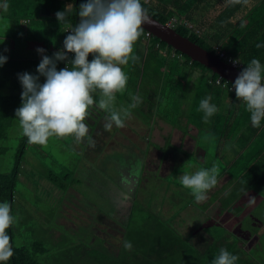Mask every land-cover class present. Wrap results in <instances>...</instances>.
Here are the masks:
<instances>
[{
	"label": "trees",
	"instance_id": "trees-1",
	"mask_svg": "<svg viewBox=\"0 0 264 264\" xmlns=\"http://www.w3.org/2000/svg\"><path fill=\"white\" fill-rule=\"evenodd\" d=\"M82 2L83 0H0V5H3L4 3L7 4V9L3 10L1 14L3 22L14 25L11 29V33L9 34L7 32L8 34L5 35L6 37L0 34V54L7 57V62L0 67V153L4 148L2 142L8 139V132L13 123L14 117L12 110L16 109L21 104L20 91H22V86L18 80V76L12 85L9 83V80H13L15 73L20 74L28 72L33 75H38L36 69L42 57L35 54V52H37L36 49H45V54L51 57L54 52L63 48V41L68 34L66 31L70 26L75 25V23L79 21L77 13L79 5ZM191 2L192 1L187 2L186 0H141L142 6L148 10V14L152 15L162 23H168V21L174 19L176 21L174 26L176 31L183 36H188L192 41L196 42L203 48L215 53L217 51H222L226 56L241 62L244 66H246L253 58L260 60L262 66H264V47H255L258 43L264 45V0H261L255 5L245 16H242L240 11L242 3L232 2L227 6L218 4L216 5V14L213 13V15L208 14L207 16H203L202 22L198 25H192L189 21H185L191 20V16L186 17L188 19L185 18L184 21L181 19L182 13H192L193 5L191 4L193 3ZM241 2H243V0H241ZM68 5L71 7V13L69 16L70 23L60 25L56 18V13L58 11H63ZM23 20H27L29 24V30L27 33L26 31L22 32L23 27L20 22H23ZM6 24L4 28H6ZM208 24H212L216 30H213V28L211 31L208 29L206 30ZM202 28H205L204 33L202 32ZM2 38H8L10 40L20 39L21 41L28 43L29 47L27 51L25 50V55H17V53L12 51L13 48L5 53L4 50L6 49V44L4 45V40H1ZM172 53L174 56L184 58L182 63L184 67L189 64L192 67H199L205 72L211 73V77H207L208 79L206 80H209L207 85L209 86V91L212 88H214V90H219L223 87L230 89L232 85L230 82L222 79V83L216 84L215 82L218 78L216 73L211 72L201 63L191 60L188 56L181 54L179 51H174L171 46L159 40L157 37L152 36L145 29L143 35L134 45V54L140 58L138 62L139 65L138 63L131 64L130 62L129 65L123 67V70L125 69L127 74H129V70H135L136 77L134 80V87L136 90H139L138 86H140L144 80L143 75L145 69L153 66L154 63L158 64V68L159 66L167 65L169 73L164 76V86L170 90L176 91L178 79H185L187 73H184L183 69H179L177 63L172 66ZM92 58L93 57L90 55L89 61H91ZM65 66V62L57 63L58 70ZM138 66H140V68H138ZM126 69L129 70L127 71ZM180 70L181 73L183 72L184 74H181L179 72ZM152 80H154V78H152ZM40 82H44V77H41ZM223 83L225 84L223 85ZM200 91H202L201 88ZM216 93L218 94L220 91H216ZM204 98L202 94H199L197 99L195 97V100L192 103L188 119L193 124H198V120L201 119L199 117L204 116V113L199 110L198 106L200 101ZM238 104H241L244 113L247 112L246 109L244 110V108H246L245 104L238 101L234 95L232 105L235 107ZM168 106L169 108L167 107V109H165L168 113H166L165 110H160L158 113L161 117H165L166 120H171V113L179 110L170 104ZM219 128L221 127L219 126L218 129ZM27 143H29L27 137L21 135V143L17 150L18 153L11 171L0 172V203L8 201L11 204L12 214L15 186L20 169H22L21 161L23 152H21V149L25 148ZM261 148L256 149V154H261ZM174 150L177 149L174 148ZM262 156H264V152L261 154V157ZM95 160V157L94 159L91 158L89 161L82 160L76 168V178L71 177L73 174H64L62 175V178H60V176L53 173L51 169H49L47 174L44 175V179L53 186L55 185L54 187L61 189L62 192L72 189L74 182H81L87 187V189L90 190L99 200L95 201L91 200L89 197H85L81 190L80 196L76 198H78L81 208L83 207L88 212H90L91 209H95L94 212L91 211V214H94L93 220L102 219L100 216H109L106 204V191L108 192V190L112 188L111 183L114 178H116L114 176V178L109 177L110 173L106 174L108 172L104 171L105 167L103 163L101 162V166L98 161L96 162ZM236 160L237 162L233 163L234 169H239L240 173L246 170L253 172L251 175H249L250 172L246 173V176L241 175L238 178V181L245 186L251 185L253 187L256 183L255 180L259 179V173H261L264 168V161H256L250 167L249 162H243V160L240 159ZM173 162H176L174 158ZM110 164L114 165L112 160H110ZM96 165L102 167L100 171L96 168ZM141 166L139 169H136L137 172L142 170ZM37 167H43V165L40 163ZM238 175H236V178ZM91 176H93L94 179H92ZM88 177L92 182L88 180ZM145 177L148 178V176ZM95 184L97 185L95 186ZM164 188L166 189L167 194V192H171L173 187H168L167 185ZM142 191L144 192L143 187H138L131 192L132 194H135V199L132 202V212L139 203L137 199H139L138 196L142 195ZM156 192H158V190L154 189L153 193ZM187 193H189V198L187 197ZM177 194H179V211H175V207L168 205L165 197L160 206L156 203V201L158 202V200H160V196H155L156 199L153 197V201L150 200L152 202L151 209L148 210L149 207L146 208V206L144 209L146 221L142 222L141 226L135 227L132 231L128 230L127 234L125 233L128 235L127 238L125 236L126 241L131 242L132 249L125 250L126 252L121 254L120 258L119 255L116 256L117 254L110 251L109 247L105 245V241L103 242V240L101 245L104 246V249L100 252L95 249L93 254L91 253L92 251L89 252V257L92 259H95L97 255L104 257L106 258L104 259L106 260L105 264H211L212 259L219 254V250L224 248L233 254L239 250L238 254L235 255L240 258L241 262H244L243 264H245V260L242 258L243 250L240 251L239 246L234 244L235 242H228L226 239L224 241L221 238L223 237V234L226 235V231L230 232L228 230L229 228L225 230L223 229V232L221 233L219 231V233L213 234L212 236L208 235L211 237V239H209L206 238L207 235L204 234V232L207 233L209 227L206 223H199L198 229L195 230V233L199 230L198 241L196 244L194 243L193 245L192 243H189V241L192 242L194 240V236H192L188 242L186 241L187 238L183 237V230L189 225L188 223L192 219L189 213H187V208L192 205L194 197L190 190L185 188L182 190L179 189ZM164 196L166 195L164 194ZM183 197H186V202ZM96 204L100 205L98 206ZM164 207L169 211L168 216L163 213ZM177 216H179L177 224L179 223L182 230L174 225ZM209 221L213 222L212 220ZM214 223L215 222H213L212 225H214ZM90 224L91 223L88 225ZM71 229H73V227ZM7 231L12 239L14 255L9 261L0 262V264H40L37 256L39 253H45V248L41 243V240L33 241L30 246H17L13 243V226ZM92 236L94 239L95 234L93 233ZM210 242H214L213 245L209 244ZM128 252L129 259L125 257ZM115 257H117V260H114ZM67 264H69V262Z\"/></svg>",
	"mask_w": 264,
	"mask_h": 264
},
{
	"label": "rangeland",
	"instance_id": "rangeland-1",
	"mask_svg": "<svg viewBox=\"0 0 264 264\" xmlns=\"http://www.w3.org/2000/svg\"><path fill=\"white\" fill-rule=\"evenodd\" d=\"M3 10L4 9L0 8V34L5 36L8 33H11V29L14 27V25H10V23L6 24V22H3V19L1 17ZM5 24L6 28H4ZM1 40H4V45L6 44L5 48L8 52L13 48L12 51L20 56H24L25 50L27 51L29 47L28 43L21 41L20 39L10 40L8 38H2ZM4 52L6 53V51ZM171 59L172 66H174L175 60L173 58ZM138 68H140V66H138ZM147 69L149 70L150 67ZM148 70L144 71V78L148 76ZM153 70L155 72L152 73V78H154V80L151 83V87L147 86L148 88H146V85H144L142 82L141 85L138 86L139 90H136V88L134 87V80L136 77L134 75L136 74H127L128 77L130 76V80L128 79L125 93L130 94L132 91H140L138 95L141 97V101L143 102L140 103L135 109H131V116H135V119L137 121H143L145 123L147 122L146 124L151 121V117L152 120L153 116L156 118L159 117L160 114L158 112L160 110H164L166 107L169 108V104L174 108H177V105H179V89L177 88L176 91H173L168 89L166 86H160L158 88L157 79H159L160 74L158 70V64L153 65L151 71L153 72ZM131 75H133L132 78ZM17 76L18 73H15L13 80H9V83L11 85L14 83ZM197 81L200 80L198 79ZM180 91L193 90L192 88L187 89V87H185L184 89H180ZM152 93H154V95L156 96L155 99L152 98L154 96L152 95ZM123 94L116 95V110L127 108L131 104L129 101L123 98ZM94 98L99 99L98 94H95ZM190 98H192V95L186 99L187 111L193 103L192 99ZM142 104H149L147 108H151L152 111L150 109V111L145 112L142 109V106H144ZM20 106L21 104L17 108H19ZM16 109L12 110L14 118L12 126L10 127L8 132V139L2 142V146L4 148L0 153V172L11 171L18 153L17 150L19 149L21 143L22 130L19 127V120L15 116ZM107 115L108 113H106L104 110L99 109L98 107L94 106L91 109V115L86 119L85 122L87 123L89 128H91V130L92 126L94 125H98V128L94 129V132L90 130L91 132L89 133V135L91 137H93L94 133L96 132L94 138L95 147H89L87 144V150L93 152L96 162L98 161L100 165L101 162L103 163L105 167L104 171L108 172L106 174L110 173L109 177L114 176L117 179H120L122 176L123 180H121L122 182L120 184L122 186H124L123 184H127L128 187L129 180H126L127 175H121L123 174L121 171L125 170V168L121 165L117 169L115 165L110 164V160L106 159L107 154L105 152L107 151L108 147L111 148V145H113V143L116 144L114 141L116 135H113L111 131H106L104 128ZM88 120L95 123H89ZM101 123H103V125ZM121 131H125V129L122 128ZM235 132L236 128L234 127L231 130L233 136ZM214 137L215 139L218 138L215 134ZM130 139H132V135L128 140L130 141ZM75 143V140L71 137H52L49 139L47 145L42 146L27 143V146L21 149V152H23L21 161L22 169H20V173L18 175L15 186L13 206V215L17 217V223L13 225V243L17 246H30L33 241L41 240V243L45 248V253H39L37 256L40 264H67L68 262L69 264H105L106 260L104 259L106 258L97 255L95 259H92L89 257V252L92 251L91 253L93 254L95 249H97L98 252L102 251V249H104V246L101 245L103 240V242L105 241V245L109 247L110 251L117 254L116 256L119 255L120 258V255L126 252L124 243L126 241V238L128 237V235H126L127 231H132L133 229H135V227L141 226L142 222L146 221L144 209L145 206L146 208L149 207L148 210L151 209V201H153V197L160 196V200H158V202L156 201L159 206L162 203V200L164 201L165 197V199L167 200V204L175 207V211H179V194L177 193L179 192V189L182 190L184 188L179 181V159L176 158L177 155L174 148H167V151L174 157V159H176V162H173L171 157L169 156V159L165 158L164 160L167 152H163L162 156H159L160 161H157L158 157L155 155V153H153L149 157L150 159H147L145 163H143L141 168H144V170H141L139 172L142 173V175L145 174L144 172L149 173L146 174L148 178L144 175H141L140 177L136 176V180H138L139 178L140 182L142 181L140 187H143L144 192L142 191V195L138 196L139 199H137V201L139 203L136 205L133 212L131 210V214L127 220V223L125 222L126 218L124 217H126L128 208L130 207L129 199L127 200V194H125L126 200L122 199V201L119 200L117 202V194L122 192V190L117 186L114 187V189L111 188L113 189V193H109L106 191V204L108 207L107 212L109 213V216H100V218L102 219L93 220L94 214H91V211L94 212L95 209H91L90 212H88L83 207L81 208V206L79 205V200L78 198H76L80 196L81 190L85 197H89L91 198V200L98 201L99 199H97L95 195L87 189V187H85L81 182H74L72 189H68V191L62 192L61 189L54 187L55 185L53 186L46 179H44V175L47 174L49 169H51V171L56 175L60 176V178H62V175L64 174H73L71 177L76 178V168L78 167V164L82 160L89 161V158L92 155H86L83 151L85 147L82 145L76 146ZM130 144L134 145L132 141H130ZM215 144L216 140L212 141L211 148H215L213 147ZM153 146L159 147V145L157 144H154ZM167 161L168 163H166ZM40 163L43 165V167H37ZM122 164L127 165L130 164V162L128 160H123ZM170 165L173 166L169 175L166 177L164 176V174L168 173ZM101 166L96 165V168L100 171L102 168ZM218 167L220 169V166ZM149 170L152 171L150 172ZM89 177L88 180L92 182ZM91 177L92 179H94L93 176ZM96 185L97 184H95V186ZM167 185L168 187L173 186V188L170 193L167 192L166 194V189L164 187H166ZM132 186H134L133 183ZM132 186L130 187V190L138 188L137 185H135L133 188ZM239 186H243V184L237 183L236 186H228L226 184L225 186L220 188L217 195L220 200L219 202L225 203L226 208H233L231 197L233 196V194H235L236 191L234 189H236V187L237 189H240ZM154 189H157L158 192L153 193ZM164 194L166 196H164ZM187 197L189 198V193H187ZM183 199L186 202V197H183ZM120 201L123 206H120ZM96 205L99 206L100 204ZM200 208H202V206H200ZM196 209L200 210L198 207H196ZM233 209H236V207ZM233 209H227V211L232 212ZM260 210L264 211V201L257 205L254 213L257 214ZM263 211H261V215ZM163 213L164 215L168 216L169 211L164 207ZM195 214V217H192L191 221L188 223L189 225L183 230V237L187 238V242L191 239L192 236L195 237L193 238L194 240L192 242L189 241L190 244L192 243L194 245V243L196 244V242L198 241L199 230L197 231V233H195V230L198 229L199 223H206V225L209 227L207 233L204 232V234L212 236L219 231L220 233L223 232L222 227H216L215 225H212V223H208V220L210 219L206 218L203 214H200L198 211H195ZM259 220L264 224V218L261 217ZM178 221L179 216L175 218L174 225L177 226L178 229L180 228L182 230V227L179 226V223L177 224ZM89 223L91 224L88 225ZM72 227L73 229H71ZM241 228L243 229L242 231L244 235H247V233L252 232L253 230V227L249 226L248 223L243 224ZM93 233L95 234L94 239L92 236ZM225 233L227 234V231ZM228 233L232 234V241L237 244L238 240L235 237L236 233ZM213 243L214 242H210L209 244L213 245ZM242 250V258L243 260H245V264H264V229L261 231L260 238L257 240L255 246H253L252 243H248L247 248L242 247ZM238 252L239 250H237L235 254L237 255ZM125 257H129V252ZM114 260H117V257H115ZM243 263L244 262H241L240 258L236 262V264Z\"/></svg>",
	"mask_w": 264,
	"mask_h": 264
},
{
	"label": "clouds",
	"instance_id": "clouds-1",
	"mask_svg": "<svg viewBox=\"0 0 264 264\" xmlns=\"http://www.w3.org/2000/svg\"><path fill=\"white\" fill-rule=\"evenodd\" d=\"M232 2L241 3V0ZM0 8L6 10L7 4ZM70 13V5L56 13L60 25L70 23ZM77 15L79 21L66 31L62 49L51 57L45 54V49H36L42 57L36 69L38 75L18 74L22 92L21 106L15 110V116L22 135L31 144L44 146L52 137H71L78 144L87 140L88 146L94 148L95 141L85 122L94 106L108 113L104 128L111 131L113 126L125 127V120L131 118V109L142 102L139 95L130 94L132 103L127 108L115 109L116 95L125 92L128 82L123 67L139 62L134 45L143 35V25L152 23L141 0H83ZM255 47L264 45L258 43ZM6 62L7 57L0 54V67ZM58 62H65L66 66L58 70ZM41 77H44L43 83ZM231 88L236 99L245 104L252 125L259 128L264 121V66L260 60L251 59ZM95 94L99 99L94 98ZM210 100L209 96L199 103L205 123L218 111ZM219 173V167L213 164L194 173L185 172L179 176V181L200 203L206 201L207 194L216 187ZM15 223L17 217L12 214L11 204L0 203V262H7L14 255L7 230ZM124 248L131 250V242L125 241ZM238 259L221 248L211 264H236Z\"/></svg>",
	"mask_w": 264,
	"mask_h": 264
},
{
	"label": "crops",
	"instance_id": "crops-1",
	"mask_svg": "<svg viewBox=\"0 0 264 264\" xmlns=\"http://www.w3.org/2000/svg\"><path fill=\"white\" fill-rule=\"evenodd\" d=\"M186 1H192V13H182L181 19H183L184 21L186 17L191 16V20L185 21H189L192 25H198L200 22H202L203 16H207L208 14L213 15V13H215V11L217 10L216 5L219 4L227 6L229 3H232V0H195V2L194 0ZM260 1L261 0H247V2L245 3L243 0V2H241L242 5L240 6L241 15L245 16L246 14H248V12ZM20 23L23 27L22 32L26 31L27 33L29 30L28 21L23 20V22ZM212 24H208L206 30L208 29L211 31L212 28L213 30H216ZM204 31L205 28H202L203 33ZM35 54L41 56L40 54H38V52H35ZM172 58L175 60V63L179 65V69L181 68L183 69L184 73H187L186 78L178 79L177 83V88L179 89V105H177V109L179 111L171 113V120H166L165 117L161 116L157 118L153 116V120L151 117V121L148 122V124H146L147 122L145 123L143 121H137L135 119V116H131V118L125 120V127H123L125 131H121L122 128L113 126V128L111 129V133L113 135H116V138H114L116 144L113 143V145H111V148L108 147L107 151L105 152L107 154V158L112 160L114 165L118 166H116L117 169L121 165L125 168V170L121 171L123 173L121 175H127L126 180H128V177H131L132 180L135 176L134 180H132L131 183L133 182L134 186L137 185L138 187H140L142 181L140 182L139 178L138 180H136V176L140 177L142 173L137 172L136 169H139V167L143 165V163H145L147 159H150L149 157L153 153H155V155L158 157L157 161H160L159 156H162L163 152H167L164 160L165 158L169 159V157H171L173 161L174 157L169 154L167 148L177 149L175 150V152L177 155L176 158L179 159V176L185 172L194 173L201 168H211L213 164L220 166L218 183L216 187L207 194L208 199L204 202L198 203L193 198L192 205L187 208L189 210H187V213H189L190 216L194 218L196 215L195 211H198L206 218H211L210 220L216 223H214V225H217L216 227H222L224 230L229 228L228 230H231L230 232H233V234L236 233L235 237L238 240L236 245L240 246L241 244L240 251L242 250V247L247 248L248 243H252V245L255 246L257 240L260 238L261 231L264 229V224L259 220L261 217L264 218V211L260 210L257 214L254 213L257 205L264 201V168L262 172L259 173V179L255 180L256 183L253 185V187L251 185H243L239 186L240 189H237V187L236 189H234L236 192L231 197V203L233 204V208L236 207V209L230 207L226 208L225 203L219 202L220 200L217 195L220 188H222L226 184L228 186H236L237 183H240L238 181V178L241 175L243 176L246 173L250 172L246 170L240 173L239 169H234L233 163L237 162L236 159L243 160V162L247 163L249 162L250 167L256 161H264V156L261 157V154L264 152V121L261 122V126L259 128L254 127L250 120V113L248 111L244 113L241 104H238L235 107L232 105L233 97L235 95L234 89L230 90L223 87L219 90H214V88H212L209 91V86H207L209 80H206L211 77L210 72H205L203 69L194 66L192 67L189 64L184 67L182 64L184 58L180 56H174L173 53ZM153 65H155V63ZM152 68L153 66H151L149 70L145 69L149 71V74L146 78H144L143 75V84L146 85V88H148L147 86L151 87V83L153 81L152 73H154L155 71L153 70L152 72ZM126 70L128 71L129 69ZM158 70L160 72L159 79H157L159 88L160 86L163 87L165 85L164 76L169 73V69L168 66L165 65L159 66ZM210 71L213 72L212 70ZM179 72L181 73V70ZM183 72L181 74H184ZM130 73L136 74L134 69L129 70V74ZM133 75H131V78ZM128 79L130 80V76L128 77ZM198 79L200 81H197ZM215 83L219 84L217 82ZM185 87H187V89L192 88L193 91H180V89H184ZM200 88L202 89V91H200ZM216 91H220V93L217 94ZM139 92L140 91H132L130 94L138 95ZM130 94H126L124 92L123 98L132 103ZM199 94H202L203 98L204 95L205 98L210 96V103L216 105L218 111L209 118L207 123H205L203 117L200 116L199 118L201 119L198 120V124H193L188 119L191 106L187 111L186 99L192 95V98L190 99H192L193 102L195 100V97L197 99V96ZM152 95H154V93H152ZM152 98L155 99L156 96L154 95ZM142 105H144L142 106V109L145 112L150 111L151 108H147L149 104ZM165 109H167V107ZM245 109L246 108H244V110ZM166 113L168 112L166 111ZM88 122L92 124L95 123L89 120ZM101 124L103 125V123ZM219 126L221 128L218 129ZM234 127L236 128V132L233 136L231 130ZM96 128H98V125L92 126V130L91 128H89V133L91 131L94 132V129ZM95 134L96 132L92 137L93 139L95 138ZM214 134L218 137L217 139H215ZM131 135L132 139H130V141H132L134 145H131L130 141L128 140ZM214 140H216V144L213 146L215 148H211L212 141ZM75 144L76 146H84L85 148L83 151L85 152V154L92 155L89 159H94L93 152L87 150V140H85L83 143ZM154 144L159 145V147L153 146ZM257 148H261V154H256ZM120 160H128L130 164L124 165ZM166 163H168V161ZM172 166L173 165L169 166V171L168 173L164 174V176L167 177L169 175ZM142 170H144V168H142ZM144 173V176H146V174H149L146 172ZM251 174H253L252 171L249 173V175ZM236 175H238L237 178ZM121 180H123L122 176L120 179L115 178L111 185L113 189L117 186L122 190V192L119 193L117 197L118 201H122V199L126 200L125 194H127V200L129 199L130 201L128 213L126 217H124L126 218L125 222L127 223V220L131 214L132 202L135 199V194L128 193V191L125 190L123 186H121ZM121 201L120 206H123L121 204ZM200 206H202V208H200ZM196 207H198L200 210L196 209ZM227 209L233 210L232 212H229L227 211ZM261 211H263L262 215ZM245 223H248L249 226L253 227L252 232L247 233V235H244L242 231L243 229L241 228ZM206 235V238L211 239L208 234ZM221 238L224 241L226 239L228 242H230L232 241L233 236L232 234L227 232V234H223V237Z\"/></svg>",
	"mask_w": 264,
	"mask_h": 264
},
{
	"label": "water",
	"instance_id": "water-1",
	"mask_svg": "<svg viewBox=\"0 0 264 264\" xmlns=\"http://www.w3.org/2000/svg\"><path fill=\"white\" fill-rule=\"evenodd\" d=\"M150 17L152 23L143 25L148 33L171 46L174 50L188 56L191 60L206 66L223 80L231 84L234 83L241 69L220 58L215 52L203 48L188 36L181 35L171 25L160 22L152 15Z\"/></svg>",
	"mask_w": 264,
	"mask_h": 264
},
{
	"label": "built area",
	"instance_id": "built-area-1",
	"mask_svg": "<svg viewBox=\"0 0 264 264\" xmlns=\"http://www.w3.org/2000/svg\"><path fill=\"white\" fill-rule=\"evenodd\" d=\"M167 24H169V25H171L172 27H174L175 24H176V21H175L174 19H172V20L168 21ZM190 26H191V25H190ZM216 54H217L220 58L226 60L227 62H229L230 64H232L233 66H235V67H237V68H239V69H241V70H242L244 67H246V66H244L241 62H239V61H237V60H235V59H232V58L226 56V54H225L224 52H222V51H217ZM234 61H237L238 63H233ZM221 80H222V79H221L220 77H218V78L216 79V82L218 83V81H219V83H222ZM224 84H225V83H223V85H224ZM230 89H232V88L230 87Z\"/></svg>",
	"mask_w": 264,
	"mask_h": 264
},
{
	"label": "flooded vegetation",
	"instance_id": "flooded-vegetation-1",
	"mask_svg": "<svg viewBox=\"0 0 264 264\" xmlns=\"http://www.w3.org/2000/svg\"><path fill=\"white\" fill-rule=\"evenodd\" d=\"M134 178H135V176L133 177V179L132 180H134ZM128 180H129V182H128V187H127V184H123L124 186H123V188L125 189V190H127L128 191V193H130V194H132L131 192H133V189L132 190H130V187L132 186V183H131V177H128ZM131 185V186H130ZM122 186V185H121ZM134 186H132V188H133ZM108 192L109 193H113V189H109L108 190ZM117 195H119V194H117ZM118 197V196H117ZM116 200H117V198H116ZM117 202H118V200H117Z\"/></svg>",
	"mask_w": 264,
	"mask_h": 264
}]
</instances>
